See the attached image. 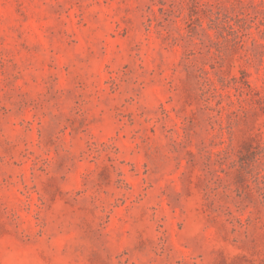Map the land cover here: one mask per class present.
Masks as SVG:
<instances>
[{
    "label": "rangeland",
    "instance_id": "374dc122",
    "mask_svg": "<svg viewBox=\"0 0 264 264\" xmlns=\"http://www.w3.org/2000/svg\"><path fill=\"white\" fill-rule=\"evenodd\" d=\"M0 264H264V0H0Z\"/></svg>",
    "mask_w": 264,
    "mask_h": 264
}]
</instances>
